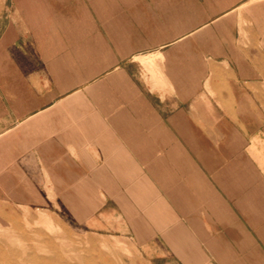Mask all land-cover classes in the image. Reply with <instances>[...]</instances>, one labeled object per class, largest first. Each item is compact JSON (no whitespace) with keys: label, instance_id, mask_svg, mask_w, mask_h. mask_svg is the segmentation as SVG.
<instances>
[{"label":"crops","instance_id":"crops-1","mask_svg":"<svg viewBox=\"0 0 264 264\" xmlns=\"http://www.w3.org/2000/svg\"><path fill=\"white\" fill-rule=\"evenodd\" d=\"M10 2L0 200L65 202L145 264H264V0Z\"/></svg>","mask_w":264,"mask_h":264},{"label":"rangeland","instance_id":"rangeland-1","mask_svg":"<svg viewBox=\"0 0 264 264\" xmlns=\"http://www.w3.org/2000/svg\"><path fill=\"white\" fill-rule=\"evenodd\" d=\"M11 16H14L13 8ZM59 203L62 206L54 209L49 207V202H43L45 207L39 208L35 202L0 200V238L8 232L40 230L54 240L59 259L56 264H145L138 257L135 244L126 236L92 231L82 212L79 214L78 209L70 212L65 202ZM64 255H69V261Z\"/></svg>","mask_w":264,"mask_h":264},{"label":"bare ground","instance_id":"bare-ground-1","mask_svg":"<svg viewBox=\"0 0 264 264\" xmlns=\"http://www.w3.org/2000/svg\"><path fill=\"white\" fill-rule=\"evenodd\" d=\"M152 62V59L143 60L148 66ZM18 232H8L0 238V264H56L59 261L53 238L45 236L40 230ZM65 258L69 261V255Z\"/></svg>","mask_w":264,"mask_h":264}]
</instances>
